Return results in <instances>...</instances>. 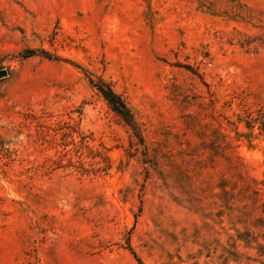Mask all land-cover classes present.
Listing matches in <instances>:
<instances>
[{
    "label": "rangeland",
    "instance_id": "obj_1",
    "mask_svg": "<svg viewBox=\"0 0 264 264\" xmlns=\"http://www.w3.org/2000/svg\"><path fill=\"white\" fill-rule=\"evenodd\" d=\"M1 69L0 264H264V0H0Z\"/></svg>",
    "mask_w": 264,
    "mask_h": 264
},
{
    "label": "trees",
    "instance_id": "obj_2",
    "mask_svg": "<svg viewBox=\"0 0 264 264\" xmlns=\"http://www.w3.org/2000/svg\"><path fill=\"white\" fill-rule=\"evenodd\" d=\"M43 54L50 57V53L43 49H35V48H28L22 51V55L30 56L33 54ZM57 58V57H55ZM91 84H93L97 90L103 95V97L108 102L109 106L115 111L119 116L123 118L127 125L133 130L134 135L140 142H144V138L140 129L138 122L131 110L128 106L127 102L123 98V96L116 92L112 86L102 79L98 81H94V79H90ZM134 253V251H132ZM136 259L140 264H145V262L136 254L134 253Z\"/></svg>",
    "mask_w": 264,
    "mask_h": 264
},
{
    "label": "water",
    "instance_id": "obj_3",
    "mask_svg": "<svg viewBox=\"0 0 264 264\" xmlns=\"http://www.w3.org/2000/svg\"><path fill=\"white\" fill-rule=\"evenodd\" d=\"M7 75V71L5 69L0 70V77H4Z\"/></svg>",
    "mask_w": 264,
    "mask_h": 264
}]
</instances>
